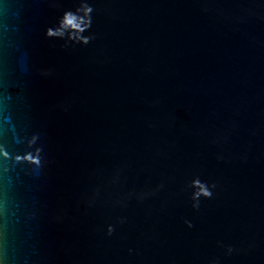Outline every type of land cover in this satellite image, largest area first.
Here are the masks:
<instances>
[{
    "label": "water",
    "instance_id": "1",
    "mask_svg": "<svg viewBox=\"0 0 264 264\" xmlns=\"http://www.w3.org/2000/svg\"><path fill=\"white\" fill-rule=\"evenodd\" d=\"M85 2L0 0V264H264V0Z\"/></svg>",
    "mask_w": 264,
    "mask_h": 264
},
{
    "label": "clouds",
    "instance_id": "2",
    "mask_svg": "<svg viewBox=\"0 0 264 264\" xmlns=\"http://www.w3.org/2000/svg\"><path fill=\"white\" fill-rule=\"evenodd\" d=\"M93 8L85 2V0H80L79 7L75 9V11L68 10L63 13L62 18L58 21V27L55 29L48 28L47 36L48 37H58V38H67L68 40H72L73 42H79L83 45H87L92 39L93 36H85L83 35L86 31L91 28L92 25V14ZM38 137H33L28 142L29 148H33L36 143ZM42 149L39 147L34 148V154L28 153L23 158L20 156L15 157L17 162H29L39 166L40 164V153ZM2 154L6 159L8 158V153L3 152ZM189 187L195 189L192 194V200L194 201L193 207L199 208V199L200 197L210 198L212 196V192L210 187L205 183L201 182L198 178L194 179ZM215 187V185H212ZM123 222V221H121ZM188 227H192V224L188 221H185ZM113 228L109 226L108 234L111 235L113 232ZM229 251L231 249L229 248Z\"/></svg>",
    "mask_w": 264,
    "mask_h": 264
}]
</instances>
